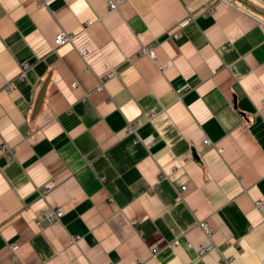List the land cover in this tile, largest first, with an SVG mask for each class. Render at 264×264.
<instances>
[{
  "label": "crops",
  "instance_id": "crops-1",
  "mask_svg": "<svg viewBox=\"0 0 264 264\" xmlns=\"http://www.w3.org/2000/svg\"><path fill=\"white\" fill-rule=\"evenodd\" d=\"M39 3L0 0V264H263L264 0Z\"/></svg>",
  "mask_w": 264,
  "mask_h": 264
},
{
  "label": "built area",
  "instance_id": "built-area-1",
  "mask_svg": "<svg viewBox=\"0 0 264 264\" xmlns=\"http://www.w3.org/2000/svg\"><path fill=\"white\" fill-rule=\"evenodd\" d=\"M51 0H40L39 5L40 6H44L46 4H48ZM124 0H108V7L109 10L112 9H116L117 6ZM64 44H70L72 45L77 52L81 55V57L84 59V61L87 60L88 58V50L85 44H81L77 41V36L73 33H69V32H65V31H58L56 32V34L53 37V45L56 46H61ZM140 54H144L149 56L150 58L155 59V55H154V48L151 45H145L141 48L140 50ZM26 67V64H23V68ZM134 131V129L132 130ZM206 144H208V140L205 139L204 140ZM0 153L2 154H7V155H13L14 153V148L13 146L2 142L0 144ZM181 190H185L186 186L183 185L180 188ZM42 192H44L45 194H47L49 192V188H42ZM256 206L257 207H262L263 206V201L259 200L256 201ZM62 214V207L60 206H55V207H48L47 209H45L43 211V213L41 214V216L39 217V222L40 223H45V224H50L56 220L59 219V217ZM202 228H204L207 233L210 235L209 233V229H208V224L206 222H203L200 224ZM205 249H201V252H204ZM232 259L230 260H226L227 263H229ZM264 264V263H263Z\"/></svg>",
  "mask_w": 264,
  "mask_h": 264
},
{
  "label": "water",
  "instance_id": "water-1",
  "mask_svg": "<svg viewBox=\"0 0 264 264\" xmlns=\"http://www.w3.org/2000/svg\"><path fill=\"white\" fill-rule=\"evenodd\" d=\"M42 95H43V92H42V93H40V95H39V97H38V101H37V103H36V107H38V106H39V104H40V101H41V98H42Z\"/></svg>",
  "mask_w": 264,
  "mask_h": 264
}]
</instances>
